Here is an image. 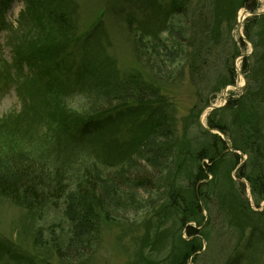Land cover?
Returning <instances> with one entry per match:
<instances>
[{
  "label": "trees",
  "instance_id": "1",
  "mask_svg": "<svg viewBox=\"0 0 264 264\" xmlns=\"http://www.w3.org/2000/svg\"><path fill=\"white\" fill-rule=\"evenodd\" d=\"M12 1L0 0V31L7 25L5 14ZM26 1L20 16L24 29L12 38V57L6 63L23 78L17 82L21 108L0 118V197L37 213L66 203L75 230L90 227L86 239L71 240L87 250L98 240L101 225L108 223L121 230L120 236H133L137 245L142 242L141 226L119 223L106 205L107 193L127 206L139 190L152 209L151 220L143 221L144 236L160 237L162 249L168 248L166 264L197 262L202 240H211L212 214L227 203L259 218L264 244V206L259 211L250 207L245 184L261 207L264 106L259 103L264 77L254 70L259 65L250 66L243 58L242 70L249 73L251 85L247 95H254L249 107L243 95L211 110L207 128L199 118L226 86L236 83L234 62L243 42L227 46L205 11L195 21L196 1L168 0L161 6L153 1L142 21H154L155 27L132 30L144 69L120 73L112 58L97 57L87 47L89 38L75 26L78 0ZM198 2L205 8L206 1ZM240 6L256 12L259 2L240 0ZM255 44L252 56L259 64L264 53L260 56L258 48L264 47ZM169 56L175 60L168 69L164 61ZM185 74L195 85L197 99L187 115L178 117L175 97L166 85ZM75 90L93 92L81 111L68 102ZM223 135L231 140L233 151ZM238 151L249 153L239 166ZM121 193H126L123 198ZM0 245V264H34L22 262L4 242ZM3 249L10 257L4 262ZM138 251L134 264H155L153 250Z\"/></svg>",
  "mask_w": 264,
  "mask_h": 264
},
{
  "label": "rangeland",
  "instance_id": "2",
  "mask_svg": "<svg viewBox=\"0 0 264 264\" xmlns=\"http://www.w3.org/2000/svg\"><path fill=\"white\" fill-rule=\"evenodd\" d=\"M153 1L157 6H161L168 0H78L75 26L85 40L89 38L87 47L90 48V52L97 57L104 55L106 58H112L121 71L120 73L132 71L134 68L142 70L141 68L144 69V66L141 65L136 55L132 30L143 27L151 30L155 27L154 21L148 25L142 21L144 11L150 13ZM190 1H196L194 20L198 21V16L205 11L209 22L214 21V25L220 31V40L228 42L227 46L238 41L243 42L241 44L242 54L234 62L238 73L236 84L241 87L228 86L226 94L222 90L211 104L222 106L229 99L246 95L244 101L249 107V100L254 95L252 93L247 95L251 85L247 81L249 73L247 74L242 70V61L245 54L250 66L259 65L254 69L256 75L264 77V58L261 60L263 63L261 66V62L258 64L252 56L255 50V42L260 45L262 43V47H264V0H258V15L241 7L240 0H204L206 1L204 3L205 8L199 4L198 0ZM26 4V0L12 1L9 6L10 9L5 14L7 25L0 31V118L2 119L7 114L21 108L17 82L22 81L23 76L16 70L10 71L8 69L9 64L6 63L11 61L12 57V38L19 37V30L24 29V26L21 27L20 24V16L22 11L27 8ZM243 13L244 18L242 19L240 16ZM160 17L164 20L162 15ZM240 19L242 24L239 30ZM129 21L133 25L132 28L129 26ZM162 30L163 28L161 32ZM162 33L164 38L165 36L168 38L165 29ZM79 43L82 44V41ZM78 46L80 45L78 44ZM257 53L263 54L264 48L262 50L259 47ZM165 59L164 65L168 69L171 68L175 59L173 60L171 56L165 57ZM167 85L166 87L175 97V104L179 108L178 117L187 115L197 99L196 88L190 80V75L185 74L184 78H177L173 83ZM92 94L93 92L75 90L73 95L68 98L69 105L71 104L73 109L81 111L87 102V98L91 97ZM255 94L258 98L262 96L258 90L255 91ZM259 104L264 106V98ZM212 108L207 106L199 116L204 127L207 126V116ZM259 124H261V118L257 116L256 125ZM225 139L228 141V149L233 151L231 140L226 137ZM238 153L242 155L239 166L246 162L249 153L244 154L239 151ZM235 173L236 171L233 172V178L237 179ZM245 184L247 186L246 198L249 199L250 207L258 211L261 210L264 202L258 208L250 192L249 183ZM125 194L121 193L120 197L123 198L122 196ZM134 197L136 198L132 200V203L124 206L125 204L117 202V196L107 193L106 205L112 210L111 216L118 219L119 223L130 225L131 222H135L141 226V234H143L144 239L140 238L142 242L138 245L133 236H120L121 230L108 223L101 225L98 240L93 241L92 248L87 250L80 241L72 243L71 240L73 237L74 240L79 239L80 236L86 239L91 234L90 227L75 230L74 223L66 215V203H62L57 208H47L46 212L37 213L30 212L24 207L1 197L0 244L4 242L11 250L17 251L22 262H33L34 264H134L140 249H144L147 253L153 250L154 263L166 264L168 248L162 249L163 247L157 241V238L160 237L153 236L148 239L144 236L146 231L144 223L151 220L149 217L152 214V209H148L145 201L148 196L139 190L135 192ZM227 204L216 209L212 214V228L208 235L211 240L209 243L207 239L202 240V250L197 252L201 253L197 262L191 260L189 264H264V244L259 239L263 224L256 215L250 212L237 211L232 205ZM204 215H209L207 210H205ZM152 223L156 225L157 220L152 221ZM163 227L158 229L159 231L157 230L158 234L163 232ZM185 236L187 237L186 233H183V237ZM57 247L61 249L57 251ZM1 251L3 252L2 261L9 260V252L5 249Z\"/></svg>",
  "mask_w": 264,
  "mask_h": 264
},
{
  "label": "water",
  "instance_id": "3",
  "mask_svg": "<svg viewBox=\"0 0 264 264\" xmlns=\"http://www.w3.org/2000/svg\"><path fill=\"white\" fill-rule=\"evenodd\" d=\"M258 14H259V13H258ZM243 16H244V14L241 16V18H243ZM241 24H242V21L239 22V28H238L239 30H240V26H241ZM212 107H216V106H215V105H212Z\"/></svg>",
  "mask_w": 264,
  "mask_h": 264
}]
</instances>
